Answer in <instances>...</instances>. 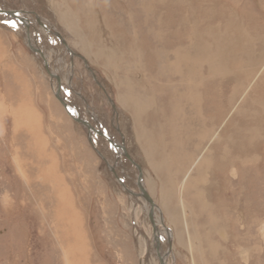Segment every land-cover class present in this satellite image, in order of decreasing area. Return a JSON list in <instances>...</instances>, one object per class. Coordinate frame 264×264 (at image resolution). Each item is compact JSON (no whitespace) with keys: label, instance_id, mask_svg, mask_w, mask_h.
<instances>
[{"label":"rangeland","instance_id":"obj_1","mask_svg":"<svg viewBox=\"0 0 264 264\" xmlns=\"http://www.w3.org/2000/svg\"><path fill=\"white\" fill-rule=\"evenodd\" d=\"M183 1L189 8L185 13L176 7L177 0H168V3L164 0H0V8L39 14L57 29L70 49L85 57L95 70L103 88L114 100L117 113L84 62L80 58L71 61L66 52L63 56L57 55L54 44L60 53L64 51L59 40L54 36L47 39L45 33L36 28L39 29L34 31L36 43L52 66L58 65V71L60 69L64 90L67 87L66 99L82 113V118L101 129L92 114L98 116L103 132L107 130L116 143L126 146L142 169L149 195L162 210L164 227L174 228L175 232L180 230L171 246L175 257L170 256L167 264H221L218 260L241 264L239 257L235 262V256L228 258L230 251L240 246H245L252 264H264V241L260 235L261 224H264V128L258 127V134L254 132L258 139L255 149L247 142L252 131L247 134V141L240 139L236 110L239 101L230 98L228 102L229 87L222 88L220 78L207 80L205 70L204 82L207 81L200 84L198 91L202 118L199 114L198 119L196 115L189 119L193 128L200 119L204 124L199 127L198 123L191 136L183 135L184 115H189L187 109L184 115L178 114L179 101L175 96L176 92L181 97L184 91L183 76L173 66L168 72L162 71L165 62H175L171 52L191 36H203L213 53L218 54V38L232 24L222 21L225 14L230 18L232 14L241 16L242 30L248 25L252 29L264 27V0ZM224 5L230 10H225ZM182 17L188 18L192 31H183L177 36L175 30ZM13 22L15 27L11 26ZM215 27H218V35L211 32ZM20 30L16 21L0 16V264H160L154 246L148 247L146 241L154 234L146 213L148 203L125 194L108 166L117 164L114 148L104 137L96 136L95 146L105 159L95 152L86 129L75 122L56 99L51 77L27 46ZM239 49L237 45L234 50L228 47L225 52L230 65L234 59L236 61L229 66L231 78L241 64ZM259 54H264V50ZM241 58L247 60L246 66L256 70L252 77L254 82L260 77L257 80L260 83L264 75L261 65H264V56L253 59L247 54ZM259 58H263L261 63ZM68 81L84 99L68 89ZM234 86L233 92H236L239 85ZM242 97L249 101L245 95L240 101ZM149 101H156V106L149 107ZM19 107L22 110L18 111ZM23 110L35 118L34 127L26 124V118L20 122L18 113L25 115ZM173 138L183 147L180 153L174 151ZM219 151L223 165H218L216 160L210 162V156L218 155ZM172 153L179 154L177 164L174 156L170 157ZM187 154L192 158L184 165ZM121 160L122 175L139 195L137 168L124 156ZM228 161H233L230 165L240 169L239 182L233 187L236 191L227 185L231 200L228 196L216 200L212 195L208 202V196L200 194L202 204L215 212L226 233L223 240L221 237L211 239L218 251L217 240H222L221 247L226 249L217 251L214 259L207 251L202 227L206 222L205 212L202 206L193 205L196 192L182 189L181 201V188L177 186L172 190L170 180L177 173L176 182L191 183L198 166L201 171L216 166H223L227 171ZM242 164L246 171L249 165H255L248 171V177L244 175ZM42 169L52 179L40 175ZM181 202L187 205L185 210H192L188 215V220H193L189 224L191 240L182 226L186 215L179 220L181 227L176 228L168 223L171 218L168 215V221L165 214L167 206L172 218H176ZM70 213L73 220L67 218ZM252 217L256 222L254 236L240 232V226L249 224ZM160 235L163 238L164 235ZM235 238L240 241L236 243ZM161 243L162 250L167 252L169 244L165 240Z\"/></svg>","mask_w":264,"mask_h":264},{"label":"bare ground","instance_id":"obj_2","mask_svg":"<svg viewBox=\"0 0 264 264\" xmlns=\"http://www.w3.org/2000/svg\"><path fill=\"white\" fill-rule=\"evenodd\" d=\"M164 2L168 3V0H164ZM176 7H178V9H181L183 11V13L189 11V8L186 6V4H185V2L183 0H177V6ZM0 9H2V8H0ZM224 9L225 10H230V8H227L225 5H224ZM2 10H5V9H2ZM207 10H209V12L211 13V15H213V12H212L211 9L207 8ZM33 14H34L33 12L30 13V12H27L26 11V13L23 15V19H17V20L14 19V18L7 17V16H2V17H5V19L8 18V19H10L12 21H16L20 25V27H21V30L20 31L24 34L25 40L26 39L27 40L29 39L30 40V43L33 46H35L43 54L44 58L40 54H35V56L42 63H44V61L46 60V62L48 63L50 72L53 75L59 76V79H60V82H61V86H62L61 97L68 103V105L71 106L72 113L74 112L73 113L74 115L78 114L80 117H82L81 116L82 113L79 112L77 108L73 107L71 105V103L66 99L67 97L65 96L64 91L67 89V87L64 90V84H63V80H62L63 78L61 77L60 69L58 71V65L52 66V64L48 60V57L46 56L44 50L40 47V45H38V43H36L38 41H36L35 40V37H34V34H35L34 31L39 30V29H36L37 27L40 28V31L41 32L45 33L43 35H45L47 37V39H49V40L52 39V37L54 36L53 33L54 32H57V29L54 28L53 26H51L48 22L44 21L42 18H41L42 19V22L44 23V25H45L46 28H44L42 26H39L36 23ZM37 15H39V14H37ZM231 23L232 24L229 25L223 31L222 37L218 38V47H217L218 54L215 55L213 53V49H211V45L209 43H207V42L204 41L203 36L195 35V36H191L189 38V41H187L184 45L180 46L179 49H175V50H173L171 52L172 57L175 60L174 63H170L169 61H167V62H165L163 64V68H162L163 73H165V71L166 72L170 71L169 68L171 66H173L175 68V70L178 73H181L182 76H183L182 77V82L184 83V88H183L184 91L182 92V94H180L181 97L176 92H175V96L178 98V101H179V109H178L179 115H181V114L183 115L184 112H185L184 110L187 109V113H188L189 116L186 117L184 115V119H185L184 120V124L187 127H183V130L186 132V128H187V133L189 135L192 134L195 129H197V127H198L197 124L198 123H200L199 127H201L204 124L203 119H200V121H196V127L193 128L192 127L193 123H191L189 121V119L192 120L194 115H196V117L198 119L199 118V116H198L199 114H200V117L202 118V110L200 108V104H201L200 94H199L198 91H200V89H201L200 88V84L203 83L204 80H205L204 79L205 78V76H204V71L205 70L207 71V74H208V76L206 77L207 80H217V79L220 78V79H223L222 81H225L228 78H230V79H237V84L239 85V87H238L239 89L235 92V96L234 97L233 96L230 97L233 100H236L235 98L238 97V95H241V96L242 95H245L246 97H249V94H250V92L252 90V87H253L252 85L254 83V77H252V76L256 74V70L253 67L246 66L245 63L247 62V60H245V59H243L241 57L243 55H247V54H248L249 57L253 56V59H254V56H258V55L261 56V57L264 56V54H261V55L259 54L260 51L264 50V36L251 34V33H248L247 31H243L242 32V22L234 14L231 15ZM243 23H245V22L243 21ZM177 26H176L177 28L175 30V33H176L177 36H181V32H183V31H189L192 28L189 25L188 18H186V17H182L181 21L179 19ZM190 31H192V29ZM172 32L174 33V30ZM211 32L214 35H218L219 34L218 27H215L214 29L211 28ZM206 41H207V39H206ZM50 43H52V42H50ZM233 44H235V46H237V45L240 46V49L238 50V58H239V60H241V64L240 65H237L236 64L238 66L237 74H235L234 78H231L232 75H231V71L229 69V66H233L232 64L233 63L235 64L236 61L234 59L233 62H232V64L230 65L229 62L227 61L228 59L225 58V55H226L225 52H226V50H227L228 47L233 48L232 47ZM27 46H28V44H27ZM53 50L55 51V53H57V55H60V56H63V54L66 52V50L64 49L63 53H60V50L57 49V47L55 46V44L53 46ZM76 54H78V53H76ZM78 55H80V54H78ZM80 56H82V55H80ZM165 57L168 58V55H165ZM222 57H223V59H221ZM75 58H79V57H75ZM262 59L263 58H259V63H261ZM258 65H260V64H258ZM261 65H262V67H264L263 64H261ZM239 70H240V75H238V71ZM56 76H54L53 78H51L54 92L56 91V87H57V80H56L57 78H56ZM70 82L71 81H68V89L70 91H72L80 99L81 98L84 99L83 96L79 92H77L76 90H74V88L72 87V85L70 84ZM262 85H260V86H262ZM241 99H243V102L245 104H247L248 101L244 97H242ZM153 105L156 106V101L155 102H152V101H149L148 102V106L149 107H153ZM239 105H240V100H239V102H236L237 114L239 113L237 116H238V118L240 120L241 119L240 118V115H241L240 112L241 111H240V108H238ZM25 109H28V108L26 107ZM23 111L26 113V116L28 117V111L27 110L26 111L23 110ZM92 115L94 117V120H96L99 123V125L101 126V129L100 130H101V132L103 134V137L104 136H108L109 138H112L114 140V142H116L115 139L113 138V136L107 130H105V132H103V130H102V126L103 125L100 122V120L98 119V116H96L95 114H92ZM157 115H158V113H157ZM27 117H25V118H27ZM32 118L34 119V123H32L31 126L34 127V125L36 124V120H35L34 117H32ZM248 118L251 120V126L250 127L249 126L248 127H244L245 126L244 125L243 126L244 129H242V126H239L238 123H237L238 129H239V134H240V139H242L243 141L244 140L247 141L246 140L247 137H248L247 134L250 131H252V133L250 135V139H248L247 142H249L251 144V146H253V149H255L256 148V144H257L256 143V140H258L257 139L258 129L256 127H254V125L256 124V120H255L254 113L252 112V113L248 114ZM82 119H84V118H82ZM87 122L96 130V128L89 121H87ZM260 124H262V125L264 124V119H262V121H259V125ZM178 129L180 131V129H181L180 126H179ZM236 129H237V127H236ZM97 130H99V129H97ZM255 131L257 132L256 135L254 134ZM183 135H185V134H183ZM96 136H98V135L93 134L92 141H93L94 145L97 146L96 142L94 141V139H95ZM178 142L179 141L177 139L173 138L174 151L176 153H178V152L180 153L181 151H183L182 150L183 147L181 148V146L179 145ZM120 146H122V145L120 144ZM120 146L117 147V148H114L113 147L114 150H115V152H116V154H117V159H118L117 160V164H114L113 166L112 165H109V166L112 167V168H114V170L116 171V175H117L118 182L122 183L123 185H125L130 190V192L133 194V195H131L133 198H135L136 200H139L138 198H142L141 195H138L135 191L132 190V188H130V186L128 185V183L126 181V178L122 175L124 173V171H122V168H121V163H122L121 162L122 161L121 160V155L123 154V151L122 152L120 151V149L122 150V147H120ZM251 146H247V148H249ZM180 149H181V151H180ZM198 150H200V152H201L202 151L201 147L198 148ZM205 151L211 152L208 148L207 149L205 148ZM219 152L220 153L218 155H216L214 153V155L210 156V162L216 160L217 163H218V165H223L224 164V160H222L223 158L221 157L222 152L221 151H219ZM182 154H183V152H182ZM203 155H205L204 152H203ZM173 156H174V158H173ZM175 156H177V157H175ZM170 157H172L174 159V161H175L176 164H177V162H179L178 159H177L179 157V154L172 153L170 155ZM184 158L185 159L183 160V164L185 165L187 163L186 161H188L189 159H191L192 156L190 154H187L186 157H184ZM206 164H208V163H206ZM230 164H233V161L231 163H230V161H228L227 171L224 170L223 166H221V167L216 166V167L212 168V170L210 168V169H205V170L201 171L200 166H198L197 169L195 170L196 177L191 180V183L190 182H187V181H185V182L183 181L181 183L176 182L175 176L177 175V173L174 174L175 176L173 177L172 181L170 180V182L172 183V185H171L172 186V190L174 188H177V186L181 188V191H180V195H181L180 200L181 201L183 199L182 198V194H183L182 189L183 190H186V192L189 191V190L190 191L191 190H194L196 192V195L194 196V199H193V203H194L193 205L194 206H199V207L202 206L203 208L202 207H200V208L205 212L206 222H205V225H203L202 227H204V230H205V233L204 234H205V238H206V244H207V247H208L207 248V251L212 255V258H214V259H216V256L218 255L219 252H223L222 250H226V249H224V248L221 247V243H220L223 239H225V234L226 233L223 230L222 225H219V220L216 217L215 212H213L207 206H205L204 204H202V201L200 199V196L202 194H206L208 196V198L206 197L207 200H208V202L211 200L210 196H212V195L215 196V197H217L216 200L222 199V198L223 199H226V197L228 196V193L229 192L227 190V185L224 182L223 177H221V176L222 175H225L226 177L230 178L229 183H228V187L229 188H233L234 186H236V183H234V180L235 179H238L237 180L238 182H239V179H240V173H237V171L233 167V165H230ZM180 169L181 168L178 167V170H180ZM230 171L233 172V173H231ZM39 174H40V172H39ZM233 174L235 176L233 178H231L233 176ZM40 175H42V176L45 175V176H47L48 179L51 178L50 177L51 175L49 176L47 174V172L45 171V169H42ZM202 175H204V177H201ZM244 175H247V177H248V175H250V174H249V172L244 171ZM169 176H170V174H169ZM142 177H143V173H142ZM143 181L144 180L142 179V182ZM143 185L146 188L144 182H143ZM167 187H168V185H167ZM66 191H68V190H66ZM146 191L148 192L147 189H146ZM225 191H227V194L224 193ZM229 199L231 200V197H229ZM208 204H210V203H208ZM236 204H237V202H236ZM146 205H147L146 206L147 216H148V218H149V220L151 222H152V219L151 218H153V220L155 222V227L157 229V230H155V228H154V242L156 243L157 246H160V251H161L162 258H163L164 262L167 264V260H168V258L170 256L173 257V258L175 257L174 256L175 255L174 252L171 250V246H172V241H175L176 242V240H175L176 238L174 237V234L176 236V233L177 232H180V230L177 231V232H175V230H173L174 228L172 230H170L169 228H165L164 227V223H165L164 220L165 219L163 217L162 210L156 205V207L151 211L150 210V205L149 204H146ZM178 207H176V211H177ZM186 207H187V205L185 206V203L184 202H181V207L179 209L180 214H177L178 216L176 218H174V217L172 218L173 215L171 216L170 209L167 206H165V208H166L165 209V211H166L165 214H166L167 218L169 216L171 218L170 219L171 221H169V218H168V221L169 222L168 221L167 222L170 223V224H172L171 226L174 225L175 227L176 226L178 227V225L181 224V222L179 220H181V217L185 214L186 217L184 218V223L182 224V226L185 227L184 230L187 233H189L188 238H190V240H191V237H193V235H191L192 234L191 233L192 231H190L189 224H191L193 222V220H188V215L191 214L192 210H189V209L188 210H185ZM241 216H242V214H241ZM67 218L69 220H73L72 214L70 213L67 216ZM253 218L254 217H252V219L250 221H248L249 224H245V226L244 225L243 226H240L241 227L240 228V232L246 231L248 233L250 232V234L253 235V229H254V226H255V223H256ZM230 226H232V224ZM153 227H154V225H153ZM180 227H181V225H180ZM195 227H197V226H195ZM236 227H237V225L235 226V228ZM235 228H234V231L236 230ZM178 229H180V228H178ZM194 231H196V229ZM234 231H233V233H234ZM173 232H174V234H173ZM194 233H197V231L194 232ZM160 234H163L164 235L163 238H161V235ZM260 235L262 236V239L264 241V224H261ZM77 237H78V235H77ZM77 237H75L74 240ZM210 237H212V238H210ZM220 237L222 238V240L220 242H219V240H217L218 243H219V248H220V250L218 251V246L214 245V243H213V241L211 239L214 240V239L220 238ZM236 238H237V236H236ZM236 238H235V241L237 243L239 241ZM161 240H165V243L167 242L169 244V250L167 252H165L164 250H162L163 248L161 247V245H162ZM244 247L243 246L236 247L235 250H233L232 252L230 251V253L228 254L229 255L228 258H233V256H235L233 258V261H234V259L236 261L237 258L239 257V259H241V261H242L241 264H244V262H245V264H249L250 257H248L249 254L246 251L247 249H244ZM197 249L199 250L198 247H197ZM153 250L155 251V248ZM237 250H238V252H237ZM217 251H218V253H216ZM82 252L85 254V251H84V248H83V244H82ZM82 256L83 255H81V257ZM83 257L84 258H87L86 256H83ZM157 257H158V255H157ZM222 257H225V256H222ZM218 259H220V258H218ZM218 261L221 262V264H229L230 263V262L227 263V261H225V260H223V261L218 260ZM251 264H252V262H251Z\"/></svg>","mask_w":264,"mask_h":264},{"label":"water","instance_id":"obj_3","mask_svg":"<svg viewBox=\"0 0 264 264\" xmlns=\"http://www.w3.org/2000/svg\"><path fill=\"white\" fill-rule=\"evenodd\" d=\"M26 13V11H22V10H19V11H14V10H2L0 9V16H7V17H10V18H14V19H23V15ZM34 15V18H35V21L36 23L39 25V26H42L44 28L45 25L44 23L42 22V19L41 17H39V15L37 14H33ZM53 35L59 40L60 44L64 47V49L66 50V52L68 53V55L70 56V60L73 61V59L75 57H79L85 64L86 66V70L91 74V76L93 77V79L95 80L96 84L104 91L109 103L111 104L113 110L115 113H117V109H116V105L113 101V99L109 96V94L106 92V90L103 88L102 86V83L98 80L97 78V74L95 72V70L90 67L88 65V61L86 60L85 57L83 56H80L78 54H76L74 51H72L70 49V47L68 46L67 42L64 40V38L62 37V35L58 32H54ZM28 44V47L29 49L31 50L32 53L34 54H40L43 58V54L35 47L33 46L31 43H30V40L26 39L25 40ZM47 73L49 74V76L51 78H53L54 76L56 75H53L50 70H49V66H48V63L46 62V60L44 61L43 63ZM56 80H57V87H56V91L54 92V95L56 97V99L61 103V105L64 107L66 113L75 121L77 122L78 124H80L81 126H83L86 131H87V134H88V139H89V142L91 144V146L93 147V149L95 150V152L102 158L104 159V157L102 156V154L100 153V151L97 149V147L94 145L93 141H92V136L93 134L95 135H98V136H102L103 137V134L100 130V127H99V130H95L86 120L82 119V117H80L78 114L74 115L72 113V109H71V106L68 105V103L61 97V92H62V86H61V82H60V79H59V76H56ZM97 131V132H96ZM106 140H108V142L111 144L112 147L114 148H117L120 146V144L114 142V140L112 138H109L108 136H104ZM122 146V151H123V156L129 160V162L135 166L138 170V177H137V181H136V185H137V188L138 190L140 191V194L141 197L150 205V210L152 211L155 207H156V204L155 202L153 201V199L150 197V195L148 194V192L146 191V188L144 187L143 185V182H142V169L141 167L133 160V158L130 156V154L128 153L126 147L124 144H121ZM121 155V157H122ZM119 157V156H118ZM109 166V165H108ZM110 171L115 175V177L117 178V175H116V171L114 170V168L110 167ZM119 183V182H118ZM120 186L122 187L123 191L125 192L126 195H128L129 197L131 195H133L130 190L125 186L123 185L122 183H119ZM136 202V201H135ZM152 219V224L154 225V228L155 230L156 227H155V222ZM147 241V244H148V247H151V246H154L155 248V251L158 255V260L160 262V264H166L162 258V255H161V251H160V246H157L156 243L154 242V234L152 236L151 239H146Z\"/></svg>","mask_w":264,"mask_h":264},{"label":"crops","instance_id":"obj_4","mask_svg":"<svg viewBox=\"0 0 264 264\" xmlns=\"http://www.w3.org/2000/svg\"><path fill=\"white\" fill-rule=\"evenodd\" d=\"M238 16V15H237ZM225 19H222V21H227V22H224L225 24H227V23H230L231 21H230V17H229V15H227V14H225ZM239 17V19L241 20L242 18H241V16H238ZM242 22V21H241ZM223 23V24H224ZM261 30L263 31V32H261ZM243 31H247L248 33H251V34H262V35H264V27H261L260 28V26H255L254 27V29H252L251 28V26L250 25H248V27L245 29V30H242V32ZM235 44H233V48H232V50H234L235 49ZM232 65H234V63L232 64ZM260 77H258L257 79H256V81L253 83V87H252V90H251V92H250V94H249V97H248V99H249V101L247 102V104H245L244 102H243V99L240 101V105H239V107L238 108H240V113H241V115H240V126H244V127H250L251 126V120L248 118V114H250V113H254V115H255V120H256V128L258 129V127H260V129H262V128H264V127H261L260 125H259V121H262V119H264V76L261 78V81H260V83H258L257 82V80L259 79ZM235 83H237V79H227V80H225V81H223L222 82V88H228L229 87V92H228V94L229 95H227V98H228V102H229V99H230V97L231 96H235V92H233V90L235 89V86L233 87V85H235ZM263 84V85H262ZM208 85V84H207ZM260 85H262V86H260ZM234 88V89H233ZM223 89V90H224ZM240 96L241 95H238V97H236L235 99V102L236 101H239L240 100ZM256 99V100H255ZM228 102H227V104H228ZM256 104H255V103ZM262 102V103H261ZM20 109H21V107H19V110L18 111H20ZM22 110V109H21ZM17 111V112H18ZM230 111V110H229ZM24 113V112H23ZM243 113V114H242ZM246 113V114H245ZM178 114H179V112H178ZM184 114H185V112H184ZM183 114V115H184ZM261 115V116H260ZM180 116H182V114L180 115ZM18 117H19V119H20V122H22V120H24V118L26 117V114L25 115H19V113H18ZM28 117L30 118V119H28ZM27 118H26V120H25V122H26V124L29 126V125H32V123H34V119L32 118V116H28ZM245 117V118H244ZM259 118V119H258ZM261 119V120H260ZM248 120V121H247ZM258 120V121H257ZM248 123V124H247ZM186 126V125H185ZM187 127V126H186ZM32 132H34V131H32ZM185 135H189L188 133H187V128H186V132H185ZM190 136H191V134H190ZM259 146H261V144H259ZM259 164H257V166H258ZM252 165H249L248 166V170H247V172L249 171H251V169L255 166H252ZM242 167H243V169H244V171H246L245 170V166H243V164H242ZM241 168V167H240ZM236 169V171H237V173H239V170L240 169H237V168H235ZM231 172V171H230ZM232 173V172H231ZM222 177H223V175H222ZM234 176H232L231 178H233ZM227 178L228 177H224V182L226 183V185H228V183H229V180H230V178H229V180H227ZM237 180L238 179H235L234 180V183H237ZM233 189V191H236L235 190V188H232ZM228 190V189H227ZM228 192L230 193V190H228ZM214 212V211H213ZM175 238H176V236H175ZM238 241H240V238H238L237 239Z\"/></svg>","mask_w":264,"mask_h":264},{"label":"snow or ice","instance_id":"obj_5","mask_svg":"<svg viewBox=\"0 0 264 264\" xmlns=\"http://www.w3.org/2000/svg\"><path fill=\"white\" fill-rule=\"evenodd\" d=\"M11 26H12V27H15L16 25H15V23L13 22Z\"/></svg>","mask_w":264,"mask_h":264}]
</instances>
